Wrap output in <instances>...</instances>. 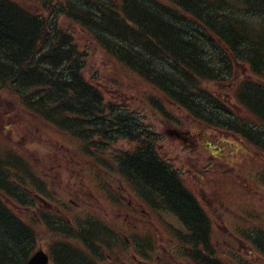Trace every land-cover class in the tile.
Masks as SVG:
<instances>
[{
    "label": "trees",
    "instance_id": "obj_1",
    "mask_svg": "<svg viewBox=\"0 0 264 264\" xmlns=\"http://www.w3.org/2000/svg\"><path fill=\"white\" fill-rule=\"evenodd\" d=\"M70 24L128 78L149 88L150 102L158 93L199 125L235 133L264 151V0H0V91L7 87L40 119L85 141V133L97 131L111 143L122 132L136 146L125 154L122 171L191 220L195 246L209 245L210 224L160 159L157 135L118 105L105 104L102 91L84 75L85 56ZM238 76L245 79L232 90V106L222 86ZM5 155L0 264H25L37 238L1 196L22 203V177L30 172L21 157ZM92 221L75 216L56 225L50 250L59 252L58 264H95L80 250L96 251L110 234ZM197 262L221 264L209 257Z\"/></svg>",
    "mask_w": 264,
    "mask_h": 264
},
{
    "label": "rangeland",
    "instance_id": "obj_2",
    "mask_svg": "<svg viewBox=\"0 0 264 264\" xmlns=\"http://www.w3.org/2000/svg\"><path fill=\"white\" fill-rule=\"evenodd\" d=\"M68 28L70 29V26ZM75 32L79 37L81 33L77 27ZM83 40H85L84 37L78 42H80L81 51L89 54L86 59V77L94 83L103 84L101 89L107 99L122 100L123 107L133 108L152 130L155 128L154 131L160 140L159 151L164 153L165 158L170 160L175 168L181 170L188 186L190 184V188H193L202 201H205L206 205L210 207L209 215L214 223L218 224L212 234L215 247H222L223 250L233 242L234 237L231 236L230 231L238 234L237 232L252 226L254 222L264 227V186L256 181L258 173L264 169V153L246 144L238 136L199 125L185 111L157 93V100L169 113L168 118L163 117L146 102V95L141 93L142 90L134 87L133 80L129 79L128 76H125L122 81L119 80L122 76V69L119 65L111 63L106 54L96 48L95 44L90 41L84 43ZM223 86L224 88L229 87ZM217 90H220V87ZM140 96H143L141 100L139 99ZM3 98H0V108L5 110L0 114V153H2L3 148L10 144L11 140L24 146L23 150L28 154L24 153L27 159H30V156L34 154L41 158L34 159V161H44L48 158L47 148H50L48 145L50 142L69 148L59 143L60 140H58L60 135L65 134L48 123L25 117L19 108L11 103L12 101L9 100L10 102H8L4 100L7 98ZM3 102H7V104L3 105ZM175 118L184 124L183 129L180 128V130L186 131L189 135L188 140L177 138L175 134L173 136L168 134L177 127L173 124ZM38 139L46 143L35 146L32 141ZM61 141L71 146L67 138H62ZM210 144L217 149L221 148V152L211 151ZM120 146H122V151L129 148V145L124 141L116 146V150ZM54 153L61 154L59 151ZM109 155L110 152L105 158H109ZM42 167L45 168L44 164ZM251 173H253L252 177L250 176ZM69 177V173L63 172L59 180L67 182ZM217 182L221 185H217ZM122 188L124 189L123 193H126L123 184ZM59 193L64 194L60 190ZM70 193L66 195L68 202H81L79 198L70 195ZM53 194L58 199L64 198V195ZM127 199L122 205V213L121 210L118 213L111 212L116 222L112 223L111 221V226L118 231L125 250L129 248V243L125 238L132 239L136 233L133 229L140 219L139 200L133 197ZM224 200L235 205L232 207L233 215L228 214L229 210L224 208L222 204ZM104 215L109 217L107 211L104 212ZM170 220H172L171 217ZM163 227H165L163 224L153 225L145 229V232L152 231L167 241L168 233ZM139 235L145 236L142 232ZM169 239L178 241L173 236H169ZM123 242H126V246L123 245ZM122 246L119 243L114 249L113 256H106L107 264H122L124 258L117 257L122 252ZM233 246L236 247L234 243ZM154 254L156 255V262L165 258L167 260L165 264H176L169 257H165L157 245ZM257 257L261 261L260 264H264L262 257L259 255ZM129 259L132 263L136 262L130 254ZM156 262L152 264H156Z\"/></svg>",
    "mask_w": 264,
    "mask_h": 264
},
{
    "label": "water",
    "instance_id": "obj_3",
    "mask_svg": "<svg viewBox=\"0 0 264 264\" xmlns=\"http://www.w3.org/2000/svg\"><path fill=\"white\" fill-rule=\"evenodd\" d=\"M46 263H47L46 257L42 253H39L36 255V257H34V259L29 264H46Z\"/></svg>",
    "mask_w": 264,
    "mask_h": 264
},
{
    "label": "bare ground",
    "instance_id": "obj_4",
    "mask_svg": "<svg viewBox=\"0 0 264 264\" xmlns=\"http://www.w3.org/2000/svg\"><path fill=\"white\" fill-rule=\"evenodd\" d=\"M1 152H2V153H0V158L6 156V155H5L6 152H4L3 149H2ZM7 152H8V155H16V153H15L14 151H12V150H9V151H7ZM185 220H186V219H185ZM189 221H191V220L188 218V222H189ZM263 237H264V236H263L262 234L259 235V238H260V239H263Z\"/></svg>",
    "mask_w": 264,
    "mask_h": 264
}]
</instances>
